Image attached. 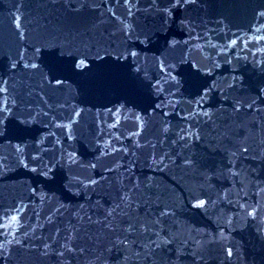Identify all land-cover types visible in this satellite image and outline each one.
Listing matches in <instances>:
<instances>
[{"label":"water","instance_id":"1","mask_svg":"<svg viewBox=\"0 0 264 264\" xmlns=\"http://www.w3.org/2000/svg\"><path fill=\"white\" fill-rule=\"evenodd\" d=\"M0 245L264 264V0H0Z\"/></svg>","mask_w":264,"mask_h":264},{"label":"snow or ice","instance_id":"2","mask_svg":"<svg viewBox=\"0 0 264 264\" xmlns=\"http://www.w3.org/2000/svg\"><path fill=\"white\" fill-rule=\"evenodd\" d=\"M178 3H179V0H177V4ZM93 6L96 7V5H93ZM164 10L167 11V9H164ZM86 63H87V61L82 59V60H80L79 63L75 64V67H77V68L83 67ZM32 66L33 67H36V65H32ZM12 67H15V65L13 64ZM56 83H61V81H56ZM205 203L206 202L203 199H197V200H195V204L197 206H203ZM13 219H15V217H13ZM0 246H2V245H0Z\"/></svg>","mask_w":264,"mask_h":264}]
</instances>
